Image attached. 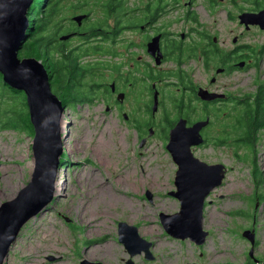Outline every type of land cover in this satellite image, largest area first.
Wrapping results in <instances>:
<instances>
[{
    "label": "rangeland",
    "instance_id": "374dc122",
    "mask_svg": "<svg viewBox=\"0 0 264 264\" xmlns=\"http://www.w3.org/2000/svg\"><path fill=\"white\" fill-rule=\"evenodd\" d=\"M257 1L264 3V0H180L172 15L157 23L169 25L177 33L189 31L191 35L195 29L199 30L205 34L206 46L212 38L217 39L224 51L205 67L202 59L189 60L192 75L188 71L191 75L188 79L192 83L224 92L228 97L225 104L218 105L220 109L210 107L212 125L206 129L207 140L193 148L195 157L209 165L221 164L226 170L222 185L212 191L205 203L202 228L209 235L202 246L172 238L160 220L161 214L174 215L181 208L179 200L169 195L177 191L174 181L178 167L166 148L175 126L159 124L149 136V129L142 128L147 117L134 111L136 100L130 98L124 108L123 113L130 117L127 122L120 109H116L119 117L115 111L106 112V106L113 105L114 100L108 102L97 87L111 84L118 76L117 70H123L122 42L126 37L123 31L129 20L131 24L142 23L140 19L148 0H123V8L112 18L104 9L106 0H63L58 4L57 15L41 36L49 40L57 35V46L66 43L74 51L76 46L86 47L95 41L82 42V37L60 41V36L69 34L77 24L72 20L74 16L87 15L84 27L89 29L102 25L110 31L116 21L119 26L123 24V31L113 38L116 42L109 44L104 36L101 41H107L102 45L118 56L101 54L80 60V64L96 66V75L85 79L82 90L89 93L90 87H95L97 95L90 101L79 100L76 106L65 105L61 126L64 156L70 167L59 170L55 200L22 229L5 264H81L84 260L100 264L129 261L134 264H264V128L258 131L252 147L234 143L237 134L233 136L231 131L243 114V106L246 109L240 103L264 85V31L255 27L246 31L239 22L242 13L258 11L254 5ZM80 4L84 7H79ZM234 37H238L237 44L233 43ZM134 39L130 35V40ZM188 42L192 48L185 47L183 53L179 43L174 49L182 54L196 53L195 47L199 44L192 35ZM234 51L237 54L232 58ZM238 59L250 63L243 69L233 67L232 63ZM219 67L232 69L218 76V83L211 86L210 80ZM2 83L0 79V206L19 195L31 182L35 169L33 135L18 127L5 128L6 122H3L8 116L16 115V103L26 110V96L17 102L13 92ZM172 83L176 86L164 90L168 100L172 96L180 98L177 79H172ZM186 99L190 103V96ZM167 108L175 112L168 105ZM187 115L195 116L192 122L202 118L203 112L192 105L184 109L182 118L187 120ZM17 119V116L13 118ZM163 127L167 133L164 141L163 134H159ZM225 127L232 137L225 145L215 144L222 138ZM142 132L146 143L141 148ZM148 191L152 194L151 201L146 197ZM121 223L137 227L139 236L153 244L154 261L145 260L143 254L131 258L119 241ZM247 231L251 232L254 246L243 236ZM252 248L253 258L249 255Z\"/></svg>",
    "mask_w": 264,
    "mask_h": 264
},
{
    "label": "water",
    "instance_id": "95a60500",
    "mask_svg": "<svg viewBox=\"0 0 264 264\" xmlns=\"http://www.w3.org/2000/svg\"><path fill=\"white\" fill-rule=\"evenodd\" d=\"M34 0H0V74L4 82L11 88L22 91L26 96L31 123L34 127L32 154L34 173L31 182L15 197L0 206V264H5L13 244L17 241L22 229L49 205L53 203L57 193L58 169L64 156V137L61 119L65 111L60 98L52 91L48 70L42 61L35 58H19V52L29 39V10ZM88 16L77 15L73 22L81 25ZM239 22L246 31L259 27L264 31V8L257 12H244L239 15ZM72 34L60 36V41H68ZM234 43L238 38L233 39ZM246 62H239L236 67L244 68ZM224 70H218V73ZM199 96L213 101L224 98L225 95L209 94L201 90ZM123 95H119L122 101ZM210 125V118L199 121L192 127L181 120L171 131L167 149L178 170L175 177L177 191H171L170 196L179 200L180 211L174 215H160L165 232L174 239L191 242L202 246L209 235L202 228L204 208L212 191L221 186L225 176V167L221 164L209 165L193 153L194 147L205 143L201 131ZM154 134L149 129V136ZM146 139L142 140L141 148ZM146 197L151 201L152 194L148 191ZM251 232L243 236L254 239ZM119 241L124 244L127 252L134 258L144 255L145 260L154 261L151 242L141 238L138 228L121 223L119 226ZM253 258V248L250 251ZM81 264H100L84 260ZM127 264H134L129 261ZM195 264V263H194Z\"/></svg>",
    "mask_w": 264,
    "mask_h": 264
},
{
    "label": "flooded vegetation",
    "instance_id": "af4514ba",
    "mask_svg": "<svg viewBox=\"0 0 264 264\" xmlns=\"http://www.w3.org/2000/svg\"><path fill=\"white\" fill-rule=\"evenodd\" d=\"M148 2L147 7L144 9L143 18L140 19L142 23L138 25L135 23L131 24L129 20L123 31V24L119 26L118 22L115 21L114 25L111 26L110 31H108V36L104 38V40H107L108 42L103 40L101 41L104 36L103 27H98V25L95 26L99 29L96 33H92V30L87 28V26L84 27L88 21V17L81 25L76 24L73 26L74 29L69 32V34H72L73 39L82 37L84 39L82 42L86 40L92 41V39L95 40L86 47L76 46L82 47L84 50L86 48L90 50L89 53L82 55L83 58H88L92 55L99 56L101 54L109 55L112 58L117 57L118 55L116 53L107 51L106 47L102 45V43L107 42L109 44H113V42H116L113 38L119 36L122 31L126 34V37L122 42L123 70H120V68L117 70L118 76L111 84L98 85V88H100L99 92L102 91L108 102L111 99L114 100L113 105L106 106V112L115 111L117 117H119V113H117L116 109H120L122 117L128 122L130 117L123 112L125 106L128 105V100L133 98L137 103L136 106H133L134 111L143 113L147 117V122L142 125L143 129H146L145 127H147V129H154L159 124H172L174 127L181 120L186 121L187 127H192L195 123L205 121L207 118H210L211 120L209 115L210 107L215 106L217 109H220L221 107H218V105L225 104L228 97L224 92H219L208 87H202L201 85L192 83L188 79V77L192 75L189 60L202 59L205 67V65H209L210 61L207 54V49H209V47H212L213 45L218 46L219 53L215 56V58H219L220 53L224 51L220 49L217 39L213 38L210 40V44L208 43L207 47L206 44H204L205 42L207 43V40L204 39L205 34L195 29L196 32L191 33V35L194 42L199 44L195 47V49L198 50L194 54L187 52L182 54L184 48L190 46L191 44L188 42V39L191 37L189 31L177 33L170 30L169 25H157L158 22L163 21L172 15L174 7L180 5V0H148ZM186 6H190V3H186ZM260 10L258 9V11ZM184 19L188 20V17L185 16ZM33 30L34 29H30L29 34ZM130 35H133L135 39L131 41ZM237 42L234 43L233 41L234 44H237ZM178 43L179 50H181L182 53L174 49ZM98 44L99 46H104L105 49L97 51L95 47H97ZM82 53L83 52H81V54ZM236 54V51L232 52V58H235ZM242 61L243 60L238 59L236 62L232 63V66L236 67V65ZM249 63L250 61H247L246 65L248 66ZM169 64L170 66L168 67ZM118 67L119 65L115 66V68ZM94 68L96 69V66ZM220 69L224 71L218 73V70ZM231 69V67L228 68V70L227 68H217L215 73L216 75L214 74L210 80L211 86L218 83V76H223L226 72H230ZM188 71H191V75ZM172 79H177L178 81L180 98L177 99L176 96H172V98L168 100L164 94V90L176 86V84L172 83ZM90 88L95 93L93 95H97V92H95L97 89H95V87ZM92 90L90 92H92ZM201 90H205L209 94L225 95V97L208 101L199 96ZM119 95L124 96L122 101L118 99ZM187 96H190V103H188L186 99ZM62 103L63 105H66L64 101H62ZM167 105L175 112L173 113V111L169 110ZM192 105L200 107V110L203 112V117L190 122L195 116L187 115V120L182 117L184 115V109L187 106ZM135 123H137V121H135ZM209 126L205 127L201 131L205 142L208 137L206 129H208ZM158 132L159 131L156 132V135ZM159 134H163L161 139L164 141L167 137L166 129L163 127V132L161 131ZM145 136V133L142 132L141 140L146 139Z\"/></svg>",
    "mask_w": 264,
    "mask_h": 264
},
{
    "label": "trees",
    "instance_id": "16d2710c",
    "mask_svg": "<svg viewBox=\"0 0 264 264\" xmlns=\"http://www.w3.org/2000/svg\"><path fill=\"white\" fill-rule=\"evenodd\" d=\"M61 1L63 0H34L28 14L29 22L32 24V29L34 30L31 31L29 39L19 52V58H35L42 61L49 72L48 75L50 77L51 86L56 89V92L53 93L57 95L61 101H64L65 104L68 103L70 106L75 104L76 106L78 105L79 100H89L93 97V94H95L93 90L92 92L89 91V93H85L82 90L85 85V79L88 76L96 75L95 68L92 63L86 65L80 64V58L83 57L82 55L89 53L90 50L87 49L84 53L80 54L84 51L82 47H78L74 51H70L69 48L65 46L66 43H62L57 46V41L55 40L57 35L55 37L52 36L49 40L48 38L41 36L42 33L46 32L54 17L57 15L56 7ZM51 5L52 7L49 8ZM254 5L260 10L263 8L264 3L257 1ZM78 6L82 8L84 7V4H80ZM122 8L123 0H106V5L104 6V9L109 17L115 16ZM30 23L29 27L31 26ZM98 27H102V25ZM90 30H92V33H96L99 29L94 27ZM103 33L104 38H106L109 34L106 30H104ZM38 35L41 37L37 38ZM247 48L254 52L251 46H248ZM95 49L99 51L105 49V47L100 46L99 48L97 46ZM76 52L80 53L76 54ZM218 53L219 48L216 45L207 49L209 60L217 56ZM21 54L23 56H21ZM0 79L3 80V87L13 92L14 99H17V102L18 98L24 97L25 94L22 91H17L7 85L1 74ZM11 103L13 104L12 100ZM241 104H244L246 109H244L243 106V114L236 122H234L231 128L233 136L234 133L237 134V137L234 138L233 142L238 144V146L248 145L252 147L255 145V141L258 138V131L264 128V85L258 87L257 93L253 96L247 97L246 100L240 103L239 106H242ZM24 105L26 106V110H24L19 103H16L15 106H17L18 112L16 115L14 114L13 116H8L3 121L6 122L4 127H18L24 132H27L28 130L30 131L29 134H32L34 137L35 132L31 123L29 109L27 104ZM16 116L18 119L14 121L13 118ZM239 124H242V127ZM211 125L212 124H210L209 127H211ZM145 128L147 129V127ZM222 131V138L217 139L215 144L225 145L228 139L232 137L230 132L227 130V127L223 128ZM68 167H70V162L66 160L65 156H63L60 162L59 170H64Z\"/></svg>",
    "mask_w": 264,
    "mask_h": 264
},
{
    "label": "bare ground",
    "instance_id": "6f19581e",
    "mask_svg": "<svg viewBox=\"0 0 264 264\" xmlns=\"http://www.w3.org/2000/svg\"><path fill=\"white\" fill-rule=\"evenodd\" d=\"M64 154H65V151H64ZM58 172H59V169H58ZM60 173V172H59ZM57 185H58V183H57ZM56 195H57V193H56Z\"/></svg>",
    "mask_w": 264,
    "mask_h": 264
}]
</instances>
